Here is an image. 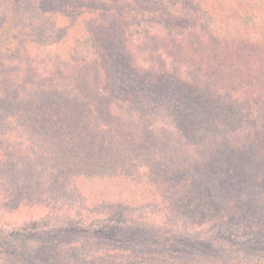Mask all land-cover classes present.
Segmentation results:
<instances>
[{
    "label": "trees",
    "instance_id": "obj_1",
    "mask_svg": "<svg viewBox=\"0 0 264 264\" xmlns=\"http://www.w3.org/2000/svg\"><path fill=\"white\" fill-rule=\"evenodd\" d=\"M25 1L51 22L54 41L25 34L31 31L24 21ZM128 6L120 0H0V14H9L0 32L11 40L2 52L15 54L6 70L0 67V217L22 203L56 212L58 202L75 203L83 216L98 218L117 209L130 215L149 195L151 206L167 201L182 221L176 220L174 235L189 229L182 217L193 216L194 198L206 187L203 178L223 192L229 186L263 189V120L253 121L245 136L239 135L238 120L239 133L227 146L231 151H223L217 140L209 154L210 139L202 135L210 131L196 130L193 109L217 95L233 110L230 98L258 94L252 103L264 110V90L255 87L264 80V0H133V8ZM151 18H163L167 28L141 32L147 22L153 24ZM185 20L194 30L183 36ZM47 44L51 48H44ZM144 63L148 69L141 73ZM241 68L251 71L248 79H240ZM106 92H126L115 103H126L134 120L114 115ZM210 105L213 112L220 108ZM159 107L173 121L169 129L154 122ZM169 131L172 143L164 144ZM181 150L183 160L175 161L172 152ZM158 174L167 180L156 186ZM219 204L209 200L192 211L218 212ZM125 222L129 248L143 246L153 255L161 237L151 233L160 223ZM65 225L59 217L48 223ZM260 232L264 235V225ZM49 243L52 248L41 249L48 256L59 247ZM102 254L96 245L86 258Z\"/></svg>",
    "mask_w": 264,
    "mask_h": 264
},
{
    "label": "rangeland",
    "instance_id": "obj_2",
    "mask_svg": "<svg viewBox=\"0 0 264 264\" xmlns=\"http://www.w3.org/2000/svg\"><path fill=\"white\" fill-rule=\"evenodd\" d=\"M120 1H126L128 7L133 8L131 6L133 0ZM22 11L25 12V25L31 29L30 32L29 29H25V34H29L32 40L48 43L54 41L56 30L49 20L43 19L39 15L33 5H29L25 1L22 5ZM5 19H9V14H0V24ZM151 19H155L153 24L147 22L145 26H142L141 32H147V29L162 30L167 28L163 18ZM136 22L139 20L137 19ZM181 24L188 28L182 34L183 36H186V32L194 30L193 23L185 20ZM7 38L9 37L2 36L0 32V67L4 68L3 70H6L15 58L12 50L11 52H2L8 48L7 45L11 46V40ZM31 47L38 49L34 44H31ZM47 47L51 48L49 44L44 48L48 49ZM176 67L180 68V71L186 69L184 66L176 65ZM147 69L148 64L146 63L138 67L141 73H145ZM250 72L248 69L241 68L240 79H248L247 77L251 75ZM183 77L189 79V75ZM255 87L260 92L264 90V80L256 83ZM114 91H117V88ZM101 93V96L105 94L104 92ZM106 93V97L110 99L108 106L112 108L114 115L134 120L130 116V107L125 105L126 103L119 105L120 107L115 103V97L123 98V93L126 92ZM257 95H252L250 100H243L244 98L241 96L239 100L230 98L231 101L227 102L234 103L233 108H237L233 110L231 108L226 109L222 104L224 101L217 95H213L211 98L214 99L211 101L220 107L217 112L212 111L210 103H213L210 100L208 103L202 100L194 107L193 110L196 111L194 115H197L195 126H198L196 130L201 131L206 126L210 131L202 135L203 138L210 139L209 154H214V146L217 140L222 142L223 151L226 149L231 151V148L227 146L234 142V137L236 134L238 135L240 129L242 130H240L239 135H247L249 133L247 130L253 121L261 124V120H263L262 125H264V110L252 103ZM118 101L122 102V100ZM147 105L141 103L144 110L152 109L146 107ZM239 108L250 113L247 114ZM159 110L161 115L159 114V119L154 120V122L159 125L163 124L169 129L173 125L171 117L168 116L164 108L159 107ZM144 116L151 118L148 113H145ZM238 120H240V129L237 127ZM215 129L220 130L214 133L213 130ZM198 131L195 132L196 136L201 134ZM169 133L170 131L163 138L164 144L167 140L170 141L167 139ZM156 140L163 144L160 135H157ZM242 143L244 144L243 141H241ZM183 152L182 150L172 152L174 160L182 161ZM198 176L202 175L199 174ZM157 177L158 179H154L156 186L162 180L163 182L167 180L159 174ZM203 182L206 187L203 186V194L198 193L194 198L191 208L193 216L184 215L182 217L184 220L186 219V226L189 229L184 233L174 235L172 231L175 228L176 220H180L179 217H176L175 211L169 210L167 201H161L163 204L161 206H157V204L151 206L154 200L149 195L145 196L130 215H126L123 210L117 209L113 212L114 214H107L108 212H106L98 218L91 215L83 216L82 212L72 206L75 203L71 202H69V206L61 205V202L56 203H60L54 207L56 212H51L53 207H49L45 211L41 207L33 208L30 203L28 205L22 203L18 211L0 217V264H264V235L260 232L264 225V186H262L263 189L257 188L256 190H232L233 186H229L223 192L211 178H203ZM248 188H256V186ZM221 193L225 194L222 195ZM166 199L171 200V198ZM209 200L220 203L218 212H213V208L210 209V207L206 214L201 216L198 215L197 211H192L196 206L207 205ZM43 201H45V197L42 198L41 202ZM228 213H232V216H229ZM54 217H59V221L66 223V227H49L48 223ZM143 220L149 225L158 222L161 225L151 233L161 237L153 255H149L143 246L138 247L135 251L129 248L131 231L125 221L142 222ZM180 222L182 221L180 220ZM192 228L194 230L189 232ZM63 229H68V231L64 232ZM51 241L59 247L56 253L48 256L41 249L42 246L52 248L53 245L49 243ZM165 244L167 248L165 252L164 250L162 252V247ZM96 245L101 246L107 255L102 254L95 259L86 258L90 250H93ZM108 249H110L109 252H107Z\"/></svg>",
    "mask_w": 264,
    "mask_h": 264
}]
</instances>
